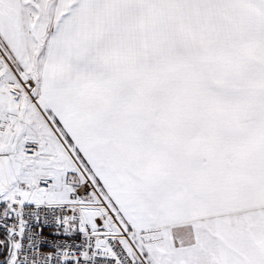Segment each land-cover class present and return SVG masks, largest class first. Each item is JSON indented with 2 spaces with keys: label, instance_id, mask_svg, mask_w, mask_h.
<instances>
[{
  "label": "snow or ice",
  "instance_id": "1",
  "mask_svg": "<svg viewBox=\"0 0 264 264\" xmlns=\"http://www.w3.org/2000/svg\"><path fill=\"white\" fill-rule=\"evenodd\" d=\"M0 264H264V0H0Z\"/></svg>",
  "mask_w": 264,
  "mask_h": 264
}]
</instances>
